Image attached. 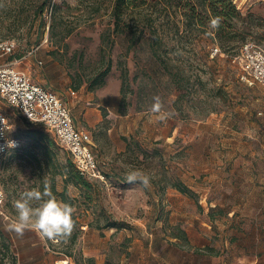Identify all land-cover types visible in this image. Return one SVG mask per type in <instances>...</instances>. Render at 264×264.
<instances>
[{"label": "rangeland", "instance_id": "rangeland-1", "mask_svg": "<svg viewBox=\"0 0 264 264\" xmlns=\"http://www.w3.org/2000/svg\"><path fill=\"white\" fill-rule=\"evenodd\" d=\"M112 3L113 0H0V38L16 43L8 60L31 80L56 92L70 109L74 124L93 133L94 140L97 138L93 152L98 164L105 166L103 171L109 174L110 166L103 164L108 161L121 172L125 163L114 151L125 143L126 137L138 141L148 151L157 152L148 159L138 153L142 164L133 170L159 179H178L189 192L184 194L173 188L182 196L170 198L160 192L154 219L150 212L151 197L146 212H122L123 197L118 185L113 194L116 202L109 196V182L105 186L98 179L91 180L88 195L85 189L70 183L65 188L58 172L59 165L71 158L69 151L43 124L27 121L0 100V110L7 115L11 133L22 146L31 142L33 130L46 131L55 142L56 156L52 164L43 162L42 157L40 165L36 161H24L17 151L5 152L0 157V186L6 195L5 209L11 222L16 219L13 202L22 192L32 189L43 192L47 187L52 193L51 183L57 200L61 201L58 193L64 190L76 210L75 228L66 241L41 238L31 229L18 235L8 230L11 222L0 224V264H12L13 257H29L30 253L33 257L49 254L55 260L68 256L75 264H144L146 260L153 264L151 257L162 251L176 254L170 248L163 250L172 241L189 252L185 245L186 222L201 218L204 209L222 204V210L237 199L247 202L253 214L260 212L258 216L262 215L261 221H264V94L260 86H248L240 81L238 65L232 58L247 40L264 49V0H232L238 13L231 12L225 22L221 19L217 30L209 28V21L214 18L210 10L200 7L195 0H175L170 7H163L162 0H158L153 16L169 17L175 22V26L165 31L172 48L169 57L177 63L182 53L186 60L185 96H179L175 79L167 77L160 64L154 63L156 96L160 97L163 111L171 114L169 119L159 120L150 111L151 107L140 100L136 102L132 93L127 94L130 104L121 109L127 117H120L124 114H119L118 108L114 115L103 107L102 115L105 112L107 117L94 128H88L84 115L89 107L96 106L95 92L101 88L91 90L83 84L72 94L69 67H82L87 73L105 64L110 56L108 85L102 89L108 90V97H104L106 103L114 105L112 88H119L123 67L129 69L132 77L136 60L143 64L147 58L145 46L126 53L128 35L125 33L110 35L111 48L106 38L101 40V33L107 37L113 27ZM193 7L194 18L191 17ZM134 17L136 13L127 16L129 20ZM179 36L184 37L182 44ZM215 47L218 51L211 56ZM50 51H55V55ZM74 51L84 54L82 61L70 58ZM135 85L136 82L131 86L134 90ZM111 221H117L120 227L104 226ZM41 242L45 251L29 250ZM192 252L200 255L208 251L206 246H197L192 247Z\"/></svg>", "mask_w": 264, "mask_h": 264}, {"label": "trees", "instance_id": "trees-1", "mask_svg": "<svg viewBox=\"0 0 264 264\" xmlns=\"http://www.w3.org/2000/svg\"><path fill=\"white\" fill-rule=\"evenodd\" d=\"M158 0H141L140 3H137L136 0H113L110 15L112 18L113 27L110 29L107 37L101 33V40L104 41L106 38V44L109 48L113 45V40L110 39L111 34L125 33L128 35V45L126 48V53L133 50L136 52V49L141 46H145L147 58L143 64L141 61L136 60L135 62V71L133 76H129V69L124 66L120 75V85H119V103H118V112L119 114L123 113L121 111L124 105L130 104V101H127V94H134L136 102L140 100L146 106L151 107L154 103V97H156L157 84L154 78V63H159L163 68L164 74L167 77H171V80L174 78L179 90V96L182 98L185 96L187 89L188 77L185 75V63L186 60L183 57L182 53L179 55V60L177 63H173L169 57V52L171 47L169 45V40L165 35V31L172 26H175V22L172 21L169 17L163 19H157L153 16V13L156 10V4ZM175 0H162L163 7H170L171 2ZM200 7L210 10L214 17H221L223 22L228 18L229 14L238 13L235 8V5L232 3V0H195ZM209 6V7H206ZM145 9L146 10L144 12ZM195 8L193 7L192 18L195 16ZM130 13H136L134 19L129 20L127 16ZM126 17V18H125ZM194 20V19H193ZM192 21H188L190 26ZM183 36H179V44L183 42ZM183 49V45H181ZM100 52L103 54L105 52L104 47L100 48ZM50 54L55 55V51H50ZM84 54L80 51H74L72 56L73 59H79L82 61ZM136 57V54H135ZM102 58H105L103 56ZM105 61V60H104ZM70 66V65H69ZM112 67V59L110 56L106 58L105 64L99 66L96 69H91L85 73L84 68L82 67H69L70 76L72 78L71 88L75 91L78 90L83 84H87L89 89L95 90L102 88L107 83V77ZM175 68V71L172 72V69ZM136 82L135 90L133 89L132 84ZM124 114V113H123ZM103 116H106V113H103ZM102 124V123H101ZM108 126H105L107 129ZM31 142L27 145H21L17 149L9 150L19 152L20 159L24 161H36L40 165V157L46 162V164H52L55 159L54 147L55 142L50 137L49 133L44 130H33L30 133ZM93 138V137H92ZM126 146L123 152L118 153V156L123 157L125 163L133 165L128 171L121 169V172H118L117 169L114 171L121 179H126L124 174H128L133 170L134 166L141 165L138 153L142 155L143 158L148 159L152 158L157 152L153 149L148 151L144 149L138 141H130L128 138L124 137ZM71 157V156H70ZM59 174L63 177L65 183V188L67 183L75 187L85 189L87 195L91 188V180H97L82 176L76 169L71 158H66L64 163L59 165ZM150 182L160 191L165 192L167 187H172L177 189L179 192L187 194L189 189L181 183L178 179H171L163 177L159 179L157 177H152L149 175ZM100 181V180H99ZM106 186V182L100 181ZM51 190L54 193V184L51 183ZM82 192V191H81ZM55 194V193H54ZM61 198V201L69 203L71 199L67 197L64 190L58 193ZM6 203V200H5ZM6 210V209H5ZM7 212V210H6ZM8 213V212H7ZM9 214V213H8ZM10 216V215H9ZM75 218V217H73ZM76 220V219H75ZM79 223V221H76ZM1 224V221H0ZM91 222L88 223L90 225ZM105 227L118 229L120 226L117 221L106 222ZM176 237V236H174ZM108 264V263H107Z\"/></svg>", "mask_w": 264, "mask_h": 264}, {"label": "crops", "instance_id": "crops-1", "mask_svg": "<svg viewBox=\"0 0 264 264\" xmlns=\"http://www.w3.org/2000/svg\"><path fill=\"white\" fill-rule=\"evenodd\" d=\"M107 92L108 90H106V88H101L95 92L98 102L96 103V106L89 107L84 115V124L88 128H94L103 120V117H107L102 115L101 111L103 107L111 114L116 112L119 103V88H112L111 96L116 99L114 105H108L106 103L107 101L104 97H108ZM13 110L20 116L15 109ZM119 116L127 117L128 114ZM108 129L109 128H107V130ZM91 134L93 137L92 132ZM94 141H97V138L94 140L93 137V142ZM125 146L126 143L122 144L115 149L114 152H123ZM104 163L111 168L109 174L106 171H103L105 166L98 164V167L104 175L105 182H109L111 185L107 186V190L113 202L114 200L116 202L113 194L117 192V187L120 186V193L123 197V202H121L122 212L125 214L136 212L138 210H140V212H146V210L150 208L147 202L148 198L151 197L152 206L150 212L152 217L156 219V208H158L160 191L153 185V183L150 182V186L147 188L139 181L128 183L126 179H121L113 172L117 169L113 163L108 161L103 162V164ZM122 166L123 167L121 168L123 170L128 171L133 165L125 163ZM126 176L127 174H124L125 178ZM121 187L123 188L121 189ZM164 195L170 198L171 195L178 197L181 194L176 193V190L172 187H167ZM215 205L216 204H212L211 207H215ZM221 206L223 205L218 204L216 208L204 209L201 218L185 223V245L191 251L189 250V252H185L184 250H181L180 245L172 241V243L165 246L163 250L170 248L174 250L176 254L173 256L172 254H165V251H162L161 253L156 254L155 257H151L153 264H264V221H261L262 215L258 216L260 212L258 213L257 211L253 214L249 209L248 203L241 199L235 200L232 206L227 204L225 209L220 210ZM215 211H218L219 213L215 214ZM230 212L231 214H226ZM213 215L215 218H211ZM40 244L41 245H37L36 247H31L29 250L42 249L45 251L46 248L44 247V244L42 242ZM197 246H206L208 252L200 255L193 253L192 247ZM29 255V257H13L11 263L55 264L57 261L54 257H49V254L47 255L48 257H33L34 255L31 253ZM143 258L147 259L146 257ZM7 262L9 263L10 260L8 259ZM144 264H148L147 260Z\"/></svg>", "mask_w": 264, "mask_h": 264}, {"label": "built area", "instance_id": "built-area-1", "mask_svg": "<svg viewBox=\"0 0 264 264\" xmlns=\"http://www.w3.org/2000/svg\"><path fill=\"white\" fill-rule=\"evenodd\" d=\"M16 49L12 39L0 38V100L5 101L27 121L43 124L54 133L57 140L69 151L72 162L82 176L105 182L103 173L93 152V138L89 130L78 128L71 117L70 109L61 102L59 95L31 80L29 75L14 67L8 60ZM218 51L215 47L211 56ZM238 65V77L248 86L258 85L264 94V49L257 43L247 40L232 57ZM75 93L74 90L71 91ZM6 120V121H5ZM5 121V125H4ZM6 126V127H5ZM7 115L0 110V157L7 151L17 149L21 141L13 136ZM8 141L14 142L9 147ZM0 203L1 224L11 222L5 210L6 195ZM56 264H75L71 257L64 256Z\"/></svg>", "mask_w": 264, "mask_h": 264}, {"label": "clouds", "instance_id": "clouds-1", "mask_svg": "<svg viewBox=\"0 0 264 264\" xmlns=\"http://www.w3.org/2000/svg\"><path fill=\"white\" fill-rule=\"evenodd\" d=\"M221 19L219 16L212 18L209 21V28L217 30ZM153 99L154 103L150 111L157 114L161 121L169 119L171 114L163 111L160 97L156 96ZM7 145L12 147L14 142L8 141ZM126 181L128 183L139 181L146 188L150 186L149 176L139 170L130 171L126 176ZM3 198L4 193L0 190V203L3 202ZM33 202H38V204L34 206ZM13 207L16 211V219L8 224L7 228L18 235H23L25 230L31 229L41 238L66 241L75 228L73 219L75 208L69 203L57 200L47 187L43 192L37 189L22 192L20 197L13 202Z\"/></svg>", "mask_w": 264, "mask_h": 264}]
</instances>
